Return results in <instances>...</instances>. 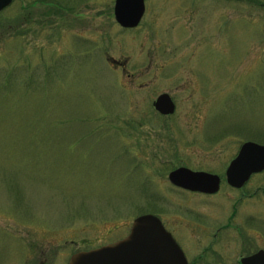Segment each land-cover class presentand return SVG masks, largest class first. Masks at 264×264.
I'll list each match as a JSON object with an SVG mask.
<instances>
[{"label": "rangeland", "instance_id": "obj_1", "mask_svg": "<svg viewBox=\"0 0 264 264\" xmlns=\"http://www.w3.org/2000/svg\"><path fill=\"white\" fill-rule=\"evenodd\" d=\"M147 1L135 29L116 22L115 0L0 12V264H67L144 214L187 254L216 239L207 260L235 264L245 249L221 240L242 206L246 251L261 242L264 203L237 196L225 172L243 143L264 144V0H197L195 16ZM163 93L172 116L153 107ZM180 167L220 175L218 195L173 186Z\"/></svg>", "mask_w": 264, "mask_h": 264}, {"label": "water", "instance_id": "obj_2", "mask_svg": "<svg viewBox=\"0 0 264 264\" xmlns=\"http://www.w3.org/2000/svg\"><path fill=\"white\" fill-rule=\"evenodd\" d=\"M14 0H0V12ZM146 11L145 0H115L114 15L123 28H136ZM155 109L164 116L173 115L176 104L168 93L154 102ZM264 171V144L248 141L242 144L238 155L230 163L227 183L242 188L253 174ZM173 186L204 194L217 193L222 179L219 175L180 167L170 172ZM130 234L124 239L89 251L76 253L69 264H188L175 238L154 214L137 217ZM241 264H264V250L245 257Z\"/></svg>", "mask_w": 264, "mask_h": 264}, {"label": "flooded vegetation", "instance_id": "obj_3", "mask_svg": "<svg viewBox=\"0 0 264 264\" xmlns=\"http://www.w3.org/2000/svg\"><path fill=\"white\" fill-rule=\"evenodd\" d=\"M205 1H207V0H205ZM167 3H169L170 5H174L171 8V13L176 11V13L178 15H183V16L184 15H189V16L191 15V16H195L196 11L198 12V10H199V8H198V5L199 4H198V1L197 0H176V2H174V0H167ZM145 4H146V11H145L144 17L147 16V12L149 10V2L147 0H145ZM152 15H154V14H152ZM178 18L179 17H175V18L173 17L171 19H168L167 22H169V23L178 22V20H179ZM156 19H157V17H154L153 20H156ZM114 63L118 67H121V66L123 67V65H122V63L120 61H115ZM233 159L230 161V163L233 161ZM230 163H229V165H230ZM229 165H228V167H229ZM227 169H226V172H227ZM226 172H225V182L228 185V183H227V177H226ZM257 176L258 177L259 176L260 177H263L264 176V171L263 172H259V173H255L251 177H249L250 179L248 180V182L245 183V185L242 188H239L238 189V188H234V187H232L230 185H228V187H230L229 189H231V191H233L235 194L237 193L238 194L237 196H239V197H240V194L243 193L245 196H247L249 198H255V199L257 198V201L256 202L259 201V202H263L264 203V186L258 187V191L255 192V193L248 190V186L252 183L253 179L255 177H257ZM221 179H222V177H221ZM222 184H223V179H222V182H221V187H222ZM221 187H220V189H221ZM220 189H219V191L217 193H214V194H204V193H200L199 191L198 192H199V194H203V195H207V196H213V195H218V193L220 192ZM198 192H191V193H198ZM241 208H243V207L241 206L238 211L236 210V214L234 215V219H235L237 225L239 226L238 231H236L235 234L234 233L227 234V236L225 237V239L221 240V241H223V243L226 242V241L229 242L230 243V246H231V244H233L234 246H236L238 248L245 249L244 255H241L240 257H238L235 264H241V260L243 258L248 257V256H251V255L257 253L258 251H260L262 249L264 250V233H261L259 231V233H257V234L258 235H261V238L262 239H259V240H261V242L259 244H256L254 242V246L255 247H253L252 250H247L246 251L247 243L249 241V238L244 233V229L248 226L249 221H250V218L253 217L254 215L250 216V218H247L246 220H244V219L241 220L240 219V220L237 221V217L239 216L238 213H239V211L242 210ZM256 214H258L259 216H261L260 215V212H257ZM262 217H263V215L261 216V218ZM120 240H122V239H120ZM215 240H212L213 241V245L210 246L211 248L210 247L206 248V247L198 246V248L196 247L195 250H197V249H199V250H197V251H190L189 252L190 255L187 254L185 252V250L182 248V250H183V252H184V254H185V256H186V258L188 260V264H224V261L220 260L219 258H216L218 261L207 260L208 258L209 259H212L211 258L212 256L219 257L218 255L221 253L220 252L221 251V247H219V245H217L218 242H216ZM256 241H258V239H256ZM115 242H117V241H115ZM115 242H112V243H115ZM112 243L107 242L105 244H102L100 246L94 247L92 249H96V248H99V247H102V246H105V245H108V244L110 245ZM92 249H90V248L89 249H86V250H84V249L83 250H80L79 249L78 251L73 252L70 255V258H69L67 264L70 263L71 258L76 253L83 252V251H89V250H92ZM231 250H232V248H231ZM192 253L194 254L193 257H192ZM32 264H34V263H32ZM42 264H47V263L44 262Z\"/></svg>", "mask_w": 264, "mask_h": 264}]
</instances>
